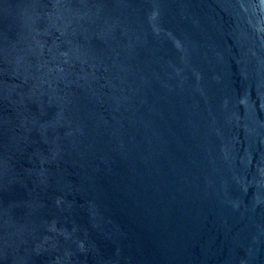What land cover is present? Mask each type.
<instances>
[{
	"label": "water",
	"instance_id": "water-1",
	"mask_svg": "<svg viewBox=\"0 0 264 264\" xmlns=\"http://www.w3.org/2000/svg\"><path fill=\"white\" fill-rule=\"evenodd\" d=\"M174 264H264V0H112Z\"/></svg>",
	"mask_w": 264,
	"mask_h": 264
}]
</instances>
